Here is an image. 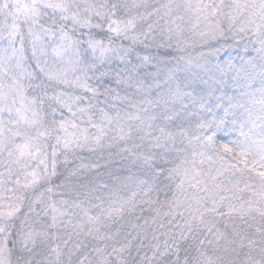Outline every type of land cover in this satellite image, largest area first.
Here are the masks:
<instances>
[{"label": "snow or ice", "instance_id": "1", "mask_svg": "<svg viewBox=\"0 0 264 264\" xmlns=\"http://www.w3.org/2000/svg\"><path fill=\"white\" fill-rule=\"evenodd\" d=\"M0 264H264V0H0Z\"/></svg>", "mask_w": 264, "mask_h": 264}]
</instances>
